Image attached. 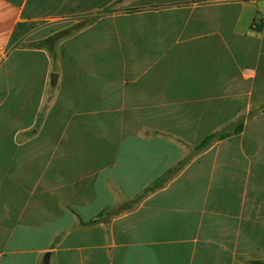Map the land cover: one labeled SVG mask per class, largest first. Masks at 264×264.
Listing matches in <instances>:
<instances>
[{"label":"crops","instance_id":"0c3cea01","mask_svg":"<svg viewBox=\"0 0 264 264\" xmlns=\"http://www.w3.org/2000/svg\"><path fill=\"white\" fill-rule=\"evenodd\" d=\"M260 4L0 0V264H264Z\"/></svg>","mask_w":264,"mask_h":264},{"label":"trees","instance_id":"16d2710c","mask_svg":"<svg viewBox=\"0 0 264 264\" xmlns=\"http://www.w3.org/2000/svg\"><path fill=\"white\" fill-rule=\"evenodd\" d=\"M107 11V10H106ZM88 20H80L78 23H75L74 25L63 28L58 31H55L51 33L49 36H47L44 39L37 40L30 42L26 46L34 47V48H42L45 49L49 60H50V70H49V84L51 87H54L58 84L59 80V60H58V51H57V45L60 40L63 38L71 35L74 31L81 29L82 27L86 26ZM54 92L53 90H49L47 97L44 99L42 103V107L40 108V111L38 112V116L36 119V123L34 125V128H38L40 126V123L43 120V117L45 115V110L50 105V102L53 99ZM231 122L219 127L218 129L214 130L210 134H208L205 138H203L201 141L197 142L196 144H191V147L194 150H197L201 147H206L212 142L218 141L220 139H223L225 137H229L232 134H236L242 131L243 123L239 122L234 127H231ZM172 139H174L176 142L180 143L182 146L190 145L189 142H187L184 139L178 138L176 136L171 135ZM70 209V208H69ZM72 212L73 210L70 209ZM75 214V213H74ZM76 215V214H75ZM59 237V236H58Z\"/></svg>","mask_w":264,"mask_h":264},{"label":"water","instance_id":"95a60500","mask_svg":"<svg viewBox=\"0 0 264 264\" xmlns=\"http://www.w3.org/2000/svg\"><path fill=\"white\" fill-rule=\"evenodd\" d=\"M42 264H50V252H45L43 254Z\"/></svg>","mask_w":264,"mask_h":264},{"label":"rangeland","instance_id":"374dc122","mask_svg":"<svg viewBox=\"0 0 264 264\" xmlns=\"http://www.w3.org/2000/svg\"><path fill=\"white\" fill-rule=\"evenodd\" d=\"M261 10L255 15L256 20L260 21L261 17L264 16V6L260 4Z\"/></svg>","mask_w":264,"mask_h":264}]
</instances>
